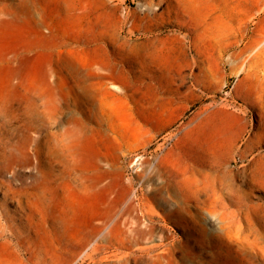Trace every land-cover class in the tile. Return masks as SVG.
<instances>
[{
	"label": "rangeland",
	"instance_id": "1",
	"mask_svg": "<svg viewBox=\"0 0 264 264\" xmlns=\"http://www.w3.org/2000/svg\"><path fill=\"white\" fill-rule=\"evenodd\" d=\"M177 1L0 0V264H264V0ZM97 59L119 89L75 75ZM69 120L101 180L38 155Z\"/></svg>",
	"mask_w": 264,
	"mask_h": 264
},
{
	"label": "bare ground",
	"instance_id": "2",
	"mask_svg": "<svg viewBox=\"0 0 264 264\" xmlns=\"http://www.w3.org/2000/svg\"><path fill=\"white\" fill-rule=\"evenodd\" d=\"M177 2H180L179 0ZM167 5H169L167 3ZM169 7V6H168ZM172 8V7H171ZM37 14V13H36ZM154 14V13H153ZM159 14V13H158ZM155 16V15H154ZM44 22L46 24H48V30L50 31V34L48 36H43L41 35L40 37L37 38L36 41H34L32 44H38L39 46L44 45V40H51L52 38L56 36L57 32H58V25L56 20H54L53 17L49 16L47 19L44 20ZM39 26V25H38ZM43 27V26H42ZM45 28V27H44ZM48 31V32H49ZM47 33V32H46ZM210 33V32H209ZM208 36V35H207ZM243 36V35H242ZM36 37V36H35ZM206 37V36H204ZM212 37V36H211ZM211 39V38H210ZM214 39V38H213ZM205 40V39H204ZM212 40V39H211ZM50 41V42H51ZM206 41V40H205ZM236 41V40H235ZM54 42V41H53ZM214 42V40L212 41ZM237 42V41H236ZM211 43V41H210ZM209 43V44H210ZM32 44H30V46H32ZM212 45V43L210 44V46ZM207 47V46H206ZM205 48V47H204ZM207 49V48H206ZM211 49V48H210ZM53 50V49H52ZM54 51V50H53ZM29 52V51H28ZM191 58V57H190ZM15 62V61H14ZM196 62V61H195ZM4 63V62H3ZM49 63V62H48ZM51 63V62H50ZM47 66V65H46ZM241 67V66H240ZM51 68H47L44 72L43 75V79L44 80H48V72ZM73 71L75 73V75H77L79 78L82 76H91L97 79V82L100 84L106 83V82H110V85L112 86V88L114 89H119L118 84L116 83V81H118L120 75L124 72V68L121 64H119L118 61H114V62H110V61H106V60H94L91 61L87 64H83L78 68H73ZM17 74L15 69H9V71L7 72L6 75V80H5V84L3 83V89L5 90V88H8V86L10 85V81L12 79V77H14ZM54 74V72H53ZM206 77V76H205ZM203 78V77H202ZM209 78V77H208ZM15 79V78H14ZM50 79V78H49ZM200 80V79H199ZM203 80V79H202ZM15 81V80H14ZM256 81H251V85L252 88L255 89L256 86ZM15 83V82H14ZM13 83V84H14ZM12 84V85H13ZM247 84V83H246ZM19 86V85H18ZM17 86V87H18ZM249 87V86H248ZM11 88H14L11 86ZM16 88V87H15ZM21 88V87H20ZM23 93V92H22ZM26 93V91H25ZM35 94V93H34ZM10 95V94H9ZM24 95V94H23ZM117 95V94H116ZM22 96V95H20ZM113 96V95H112ZM16 97V96H15ZM23 97V96H22ZM21 99H24L22 98ZM44 97V96H43ZM20 99V100H21ZM62 97L57 95V94H53L52 95V103L54 105L55 110L56 109H60V102H61ZM64 99V98H63ZM85 100L86 102H90L91 101V97L89 95H85ZM22 101V100H21ZM27 101V100H26ZM7 103V102H6ZM25 103V102H23ZM12 104V103H11ZM27 104V103H25ZM38 104V103H37ZM51 112H48V114H50ZM49 118V117H48ZM90 116L89 115H85L84 120H89ZM60 123V122H59ZM72 120H69L68 122H66L65 125H63V132L62 135H60V139H58V145H54V144H50L48 142H45V144H43L41 146L40 149L37 150L38 155L40 156H56V155H61V156H67L69 158V161L72 163V165H74L75 167L83 170H89L94 172V174L96 175L97 180H101L102 178H104L107 174L106 170H102L99 163L97 162V160H89L86 158L85 154H84V148L83 145L80 143V131L78 130V128L72 124ZM56 124V123H55ZM215 124V123H214ZM213 124V126H214ZM34 126V125H33ZM203 126V125H202ZM212 126V125H211ZM216 127V126H215ZM54 128V127H53ZM57 128V127H56ZM61 128V127H60ZM62 129V128H61ZM209 129V128H208ZM216 131H207L205 130V132H203V136L206 138L204 141L206 143H212L214 141V135L220 134V131L215 129ZM48 132V131H47ZM46 134V133H45ZM34 135V133H33ZM198 135V134H197ZM196 135V136H197ZM46 136V135H45ZM223 137V136H222ZM51 140V139H50ZM209 145V144H208ZM201 146V145H200ZM205 148V147H204ZM204 148H202L204 150ZM210 147H208L209 149ZM207 150V148H206ZM205 152V151H204ZM14 155L23 157L25 159H28L29 156V147L27 143H20L19 146L16 147V150L14 152ZM38 160V158H37ZM64 160V159H63ZM66 161V160H65ZM173 166V165H172ZM185 167V166H184ZM188 167V165H187ZM67 171V170H66ZM225 174V173H224ZM8 179V178H7ZM96 184V182H93L92 184L87 185L86 187L88 188H92L94 187ZM27 190V189H26ZM48 194V195H47ZM155 193H153L152 195H154ZM50 195V196H49ZM40 207L42 210V216L44 217H49L50 219H57L58 215H57V208L54 204V201L52 200L51 197V193L50 191H48V188H44L42 190V196L40 198ZM248 206V204H247ZM250 206H253L250 205ZM257 206V205H256ZM261 206V205H260ZM258 206V208L260 207ZM246 208V207H245ZM257 208V207H256ZM253 206V209H256ZM261 208V207H260ZM252 210V209H251ZM243 211V210H242ZM258 211V210H257ZM244 212V211H243ZM264 212V211H262ZM253 213V212H252ZM244 214V213H243ZM260 214V213H259ZM250 213L247 212L246 215H244L245 217L248 216L249 217ZM255 215V214H254ZM247 217V218H248ZM257 217V216H256ZM106 218H110V215H108ZM249 220V219H248ZM55 220H52V222H54ZM151 221V220H150ZM250 221V220H249ZM253 221V220H252ZM263 221V220H262ZM239 222V221H238ZM152 223V222H151ZM249 223V222H248ZM262 223V222H261ZM241 224V223H240ZM250 224V223H249ZM239 225V223H238ZM242 225V224H241ZM52 227L50 228V230H44L45 232H59V230L55 229L53 227V225H51ZM252 227V226H251ZM260 227V226H259ZM67 228V227H64ZM254 225H253V229H254ZM152 226L149 225V227L147 229H140L138 226H135L132 230L136 233H139L140 235H145L147 233H149V231H151ZM241 229V227H240ZM243 229V226H242ZM248 229V228H247ZM239 230V229H238ZM246 230V229H245ZM252 231V229L250 230ZM256 233V230L252 231ZM260 232V231H259ZM262 232V230H261ZM240 233V230H239ZM263 233V232H262ZM254 234V233H253ZM137 236V235H136ZM239 238V244L241 247L245 248L248 245L252 246L253 248H256V244L250 240V234L249 232L246 231H241V233L239 235H237ZM264 235H262L263 237ZM52 240H50V245L53 246L54 242L55 243H61V241L63 240V238L61 237H53L51 238ZM65 241V240H64ZM49 244V243H48ZM68 244V243H67ZM57 246V245H56ZM251 247V248H252ZM261 247V246H259ZM261 249V248H260ZM84 253V252H82Z\"/></svg>",
	"mask_w": 264,
	"mask_h": 264
}]
</instances>
